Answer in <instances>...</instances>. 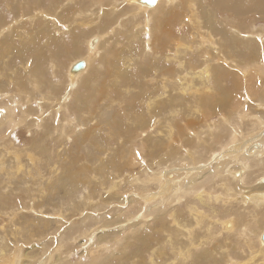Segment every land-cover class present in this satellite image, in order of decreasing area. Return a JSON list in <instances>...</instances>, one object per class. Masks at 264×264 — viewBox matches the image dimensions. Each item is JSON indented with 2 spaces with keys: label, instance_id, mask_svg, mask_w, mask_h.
Here are the masks:
<instances>
[{
  "label": "rangeland",
  "instance_id": "1",
  "mask_svg": "<svg viewBox=\"0 0 264 264\" xmlns=\"http://www.w3.org/2000/svg\"><path fill=\"white\" fill-rule=\"evenodd\" d=\"M49 1L50 3L52 1L53 4H50ZM78 1L79 0H41L40 2V0H0V16L3 17H0V30L4 29L3 35L0 37V57L2 58H0V97L2 96L3 98H1L0 101H4L2 104L6 102L4 105L0 104V111L5 114L3 116H6L7 114L11 115V117L13 116V118L7 116V123H4L3 116V119H0V138L2 137L0 139V249L3 251L4 256L9 257V255L12 254L13 251L21 249V251L23 252L22 254H24L25 256V261L23 262L24 264H27V262L28 264H234L233 261L235 260H238L239 264L250 262V252L249 248L247 247L251 246L252 243H255L258 251L260 250L259 247H261L257 242L256 236L264 230V207H262V209L258 212L260 215V222H258V224L253 227V235L249 237V241H246V239L243 240L241 238H238L236 232L225 234L224 231H222L223 229H220L222 227H219L218 223L213 225V229L211 230V232H209L208 230L205 232V227L207 225L205 224V222H203L201 228H198L197 226L194 227L195 230L193 229V233L186 232L184 235H181L182 227L191 229V226L194 222L193 217L190 216L191 214L188 211L190 200H182L181 202L172 205L173 210H175V212L173 211V216H171L169 210H161V212L155 211L152 213V216L151 214L150 216H145L144 218L146 222H142V220L140 219H142L143 216H141L140 219H137V216L142 212V201H139V198H135L132 196V192H134L135 190L133 188L130 189L129 184L131 178H136L139 176L141 179L145 178L146 180L149 179L151 181L152 176H148L152 174L151 172L153 170L151 167L155 166L154 160H157L161 157L162 163L167 166L168 164H170V162L174 161V158H186V156H188V149L192 147L197 148V150L202 154V156H205V158L208 156V153H203V150H201V147H199L200 145L197 143L199 142L197 138L193 135H188L185 131V127L187 126V124H190V130L196 132L197 134L201 133V131L206 130L207 127L217 125L220 128V132L217 133V137H223V139L220 138L212 146L211 149L214 151H220L219 146L221 144H224V140L226 141L229 138V134L227 133V131H223L225 127L228 128L227 126H225V124L222 123V120L225 119V117L227 119H230V123L233 126L238 125L237 128L240 129L242 133L246 129V126H249V119L252 118V116L250 115L257 114V116L260 115L264 118V104L261 103L264 102V97L260 96L264 94V46H262V43L257 41V39L255 38V36L259 34V30H261L260 28L264 27V19L256 18V16L253 14L245 15L246 17L240 16V19L238 15H235L242 11V9H239V4L236 7L237 11L234 12V16H232L233 14L231 15L230 12L224 13L219 9L220 7L218 5L214 4V0H172L169 5L162 8V13L160 14L156 13V10L159 7L155 9V11H151L152 13L150 11L145 13L138 12L136 8L129 7L125 0V7L122 4L120 5V7L122 6L120 8V11L123 12V17L121 18V20L115 18L116 20L114 19V21L112 20V18L109 19L110 17L107 18V14L102 10L103 7H99L98 4L93 5L91 0L84 1L83 6L79 4V7L81 8L77 11L80 12V16L74 14L76 11L73 13L74 15L70 11L64 12V9H66L67 7L70 8L71 6H77L79 3ZM116 1L119 2L118 4L121 3L120 0ZM199 1L201 3L198 4ZM45 3H47V5ZM128 3L136 5L130 3V1H128ZM213 5L215 7H213ZM41 6L45 8H42ZM114 7H116V4ZM202 7H204V9ZM47 8L52 12H50ZM193 8L196 10H194ZM214 8H216V10ZM124 9L127 11H125ZM206 9H208V11H205V13L208 12L207 14H211L212 16H208L204 13V10ZM152 10L154 9L152 8ZM100 11H102L101 14ZM201 13L202 15L204 14V18L202 17ZM147 14L149 18H146ZM22 15L25 16L23 17ZM170 15H173L176 19L170 18ZM205 15H207V17L211 19H207ZM14 16L17 18H15ZM7 17L10 19L8 20ZM69 17L70 24L66 23ZM72 17L75 19L74 24L72 23L73 20H71ZM4 18L6 19L5 21ZM145 18L149 20V23L147 20H145ZM205 19L207 20V24L211 26V30L213 29L211 31L212 35H210V37L212 36L211 38L215 42L214 45L218 48L219 52L226 53L227 56L231 58V60L229 59L228 61V66L232 71L230 70V68H228L230 74L226 76L228 77L226 79L221 77L220 80V78L217 76V73L218 71L227 68V66L220 63H217V65L214 62L210 63L215 56L219 55V53L217 52V54L210 55L213 50L209 49V44L206 41L203 43H199L198 41L200 38L205 36L204 33H201L199 37L197 36V32H199L197 30L206 32L205 25L207 24H205ZM137 20H139L140 22H137ZM254 20L257 22H255ZM19 21L21 22L19 23ZM106 21H108V23ZM39 23L41 24L39 25ZM233 23L236 25L234 26ZM196 24L200 25L196 26ZM163 25H168L166 31L165 27L163 29ZM189 25H191V27ZM232 25L234 27H232ZM10 27L15 30V33L14 31H12V29H10ZM28 27H30V29ZM194 27L197 28L194 29ZM16 28L19 29L17 30ZM223 28H225V30ZM9 29L10 31L9 33H7ZM221 29L222 31L224 30L223 33ZM230 29L239 30L241 36L239 35V37L236 32H232L235 33L234 35L231 33V31L227 32V30ZM103 31L105 33H102ZM242 32H244L245 35L242 34ZM229 33H231L232 37L229 35ZM49 34L51 36L53 34L54 37L52 36V40ZM206 36H208V34H206ZM243 36H249L250 38L247 37L245 39L243 38ZM8 37H10V39ZM238 37L240 40L238 39ZM97 38L99 39V41H97ZM226 39L228 41H226ZM9 40L11 41L8 42ZM230 40L233 41L232 44ZM251 40L255 42L253 43ZM146 41L151 42H149L150 44H148V47L145 46ZM169 41H171L172 43ZM181 41L183 42V44ZM246 41L250 43L248 44ZM47 42L49 43L48 46ZM96 42H98L96 44L97 47L95 46L93 51H90L89 45L95 44ZM223 42L226 43L227 47ZM258 42L261 44H259ZM38 43H40V45ZM63 43L65 46L63 45ZM178 44L182 46L177 47ZM167 45L169 46L168 48ZM50 46L51 48H49ZM219 47L222 50L219 49ZM153 48H155V50ZM61 49L63 50L61 51ZM204 49L205 52L203 51ZM94 50L97 51L95 52ZM178 50L179 52H177ZM20 52L22 56L21 54H19ZM31 52H33L32 54L36 56H32L30 54ZM62 52H64L65 54H63ZM90 53L94 54L93 56H90L91 63H89V66L87 65V71L79 76V78L77 79L79 80V83L75 85V88L73 87L74 89L72 88L73 93L77 92L79 95L77 96V94L75 93H72V96L66 94L69 91V82L74 80L67 77V75L71 73V68L76 63L83 62L82 60H85V57ZM50 54H52V56ZM233 54L236 56H234ZM199 55H203V57ZM55 56H59L61 58H55ZM39 57L42 59V61L39 60ZM53 57L55 58V60H53ZM243 57H245V59ZM209 58L210 62L208 63L210 64V72L211 70L213 71L210 74L211 86L214 87H212V91H207V94L209 95H207V101L209 103L207 102L201 104L203 94L201 92L199 94L197 89H199L200 87L199 82L201 80V76L203 75L202 69H204V66H206L205 63H207V60ZM44 59L46 62L44 61ZM46 59L49 60L47 61ZM166 59H168L169 61ZM232 59H234V62L232 61ZM35 64L37 67L35 66ZM183 64L186 65L187 68ZM110 66L113 68L112 71L110 70ZM83 69L79 71H82ZM225 70L227 71V69ZM241 71H246L244 72L245 77ZM154 72H156L157 74ZM39 73L42 75H40ZM89 73L90 76L88 75ZM108 73L110 74V76ZM161 75L164 76L162 77ZM174 75H176V77ZM28 76L32 77V80L28 79ZM169 76L172 79H170ZM151 77L153 78L151 79ZM127 78L129 79L127 80ZM113 79H115L116 81ZM100 81L104 82V84L102 82L99 84ZM180 81L181 83H183L182 85H180ZM88 82L90 83L88 84L89 86L87 85ZM176 82H178V84ZM25 83H27L28 88L26 87L27 85ZM31 83L34 86H32ZM94 84L96 85V87L94 86ZM98 84L100 85V89L98 87ZM217 84L221 87L218 86L217 88ZM176 85H179V87H177ZM15 86H19L18 89ZM126 86L129 88H127ZM87 88L88 90H86ZM102 89L104 90V93L102 92ZM2 90L4 92H2ZM23 91L26 92V94H28L29 92L31 93H29L30 96L32 95V99L30 101L25 100L22 95V93H24ZM110 91L113 93H111ZM184 91L188 92L185 93ZM36 92H38V95L36 94ZM95 92H97L98 94ZM190 92H193V95L189 97V95L191 94ZM213 92L215 93V98L213 97ZM15 94L16 97L13 96ZM210 94H212V96ZM39 95L42 96L40 97ZM73 95H75L76 97ZM88 95L91 96L89 97ZM99 95H101V98L99 97ZM195 95L199 96L196 97ZM217 95H219V97ZM9 96H11L10 99ZM37 96L39 97L38 99ZM110 96H112V99ZM158 96L160 97V99H155L159 98ZM21 97L23 98V100L19 99ZM74 97L75 99H77L76 103H74L75 101H73L75 100ZM63 98L66 103L64 109L62 110L61 103ZM115 98L116 100L114 101ZM99 99L100 101L98 104ZM251 99L253 101H251ZM79 100L80 102H78ZM190 100L192 101V103ZM9 101L12 105L18 102L21 106L17 107V109L13 108L15 105L10 106L11 104H9ZM156 101H158L159 103ZM254 101L256 102L254 103ZM215 102H217L218 105ZM249 103H252L254 106L252 104L246 105ZM84 104L86 105V107ZM87 105L89 106V108H87ZM216 105L219 108H217L219 110L218 113ZM27 106L29 107L27 108ZM76 106L78 110L75 109ZM260 106H262V108ZM8 107L11 108L8 110L9 112L7 111ZM19 109L23 113H21ZM14 110H16L17 113H15ZM86 110L88 111V113H86ZM15 114H17L19 117ZM38 114H41L42 116H39ZM45 116L48 119H46ZM248 116H250V118ZM102 120L105 121L103 122ZM42 121H44L43 124ZM144 122L146 127H143ZM87 124L89 126H87ZM131 124H133L134 126L129 127L132 126ZM137 124L139 125V127ZM97 125L99 127H97ZM90 126L93 128H91L92 130L90 129ZM59 127L60 132L57 131ZM73 127H75L76 129ZM126 127L131 130H127ZM140 127L141 129H139ZM76 130L78 133L76 132ZM120 130H122V133L120 132ZM178 131H181L180 133L183 134L186 139L188 138V143L186 145H183V142H181L182 138L177 137ZM114 133L117 134L115 135ZM260 133L261 132L259 131L257 132V134ZM79 135L81 136V138L79 137ZM112 135L113 137H111ZM203 136L205 138V135ZM262 136L260 135L256 140H264ZM252 137L254 136L251 135V138ZM108 139L110 142L108 141ZM74 143L75 146L78 145V148L74 146ZM232 144V146H234L233 151H237L241 143L237 140L233 141ZM128 152L131 153L132 158L128 157ZM159 154L160 157L156 158ZM237 154H234V156H236ZM119 157L120 162L118 163ZM124 157L126 160L124 159ZM221 161H224V159ZM127 163L129 164L127 165ZM18 167L19 170H17ZM78 168L81 169V171ZM84 168L86 169L84 170ZM96 170L99 172H97ZM100 174H102L103 177L100 176ZM114 176L116 179L114 178ZM205 180L209 181L210 179L206 178ZM114 182H116V185L118 184V187L120 185L122 186L119 187L120 190L117 191L116 188L108 190L110 185ZM126 182L127 185H125ZM252 184L254 186L253 188H251V190H256L261 187V184L256 183V181L253 179L251 185ZM235 185L236 184L234 183L232 187L236 188ZM207 189L208 188H206V190ZM83 190L85 191L83 192ZM125 190L128 191L127 193H129L127 195V200L128 197L131 196L133 199H137V201L130 202L126 200L124 202H120L118 199L119 197H123L121 194ZM217 190L218 193L222 192V190L220 189ZM111 192L114 194H112ZM116 193H118L119 195L116 196ZM105 195L107 197L109 196V199L111 197V200L113 199L112 202L110 201V203L106 204V202L104 201ZM89 197L91 199H89ZM182 203H184V205ZM221 206L222 204H218V206L215 207V210L217 211L216 214L218 213L217 219H223L222 221L226 222L227 230L231 228L228 227V224H231L233 219V222L236 223V228L242 225L243 221L245 220V214L241 210L236 212L237 208L234 202H231L229 205H223V207ZM176 207H178L179 209ZM90 208H92L93 211H91L92 209ZM136 208L141 211L139 212V210H137ZM126 209L129 212H127ZM135 210H137V214ZM88 212H91L92 214ZM97 212L98 214H96ZM122 212L125 213L127 217L124 214V218ZM106 214L108 216H106ZM107 220H109L110 222ZM174 221H176L179 225H177ZM120 222L121 225L118 224ZM108 223L109 226H105V224ZM182 223H184V225ZM126 224L127 226H131V228L126 229ZM114 225H118V227ZM136 225H139L138 228ZM100 229L104 230V232H99ZM155 230L157 231V233H153ZM107 232L108 234H105ZM109 232H111L112 234ZM101 234L108 236V240L110 238L116 239V234H119L120 238H117L115 240V243L111 244L110 248H107V251L99 253L98 257V254L94 255L96 250H99L96 248L95 243L98 242V237ZM195 234L199 235L196 236ZM144 235L146 236V238L144 237ZM139 236L142 237L140 238ZM149 238L152 239H150L151 242L149 241ZM189 241H201V243L189 244ZM65 244L68 247L70 245L69 249ZM16 245L17 247H15ZM126 247L129 248L127 249ZM69 250L71 252H69ZM108 256L109 258L107 259ZM132 256L134 258H132ZM96 257L98 259H96ZM46 259H48V261ZM64 260H66V262ZM256 260L257 259H255V264H261V261Z\"/></svg>",
  "mask_w": 264,
  "mask_h": 264
},
{
  "label": "bare ground",
  "instance_id": "2",
  "mask_svg": "<svg viewBox=\"0 0 264 264\" xmlns=\"http://www.w3.org/2000/svg\"><path fill=\"white\" fill-rule=\"evenodd\" d=\"M3 1V0H2ZM84 1H86V0H79L78 2V5L77 6H71L70 8L69 7H67L66 9H64V12H68V11H70V12H72V14L74 13V14H76V15H78V16H80V12L79 11H77V10H79L81 7H79V4H81L82 6L84 5ZM121 1V3L120 4H118L119 2H117L116 0H106V1H103V0H91V2H92V4L93 5H96V4H98L99 5V7H103V11L107 14V18L108 17H110L109 19H111L112 18V20L114 21V19L115 18H117L118 20H121V18L123 17V12H121L120 11V8L122 7H120V5L122 4L124 7H125V0H120ZM128 1H130V3H133V4H136V5H132V4H129L128 3ZM187 1V0H186ZM190 1V0H189ZM210 1V0H209ZM213 1V0H212ZM40 2H41V0H40ZM45 2V1H44ZM43 2V3H44ZM172 2V0H155V2H154V4L155 5H148L147 3H146V1L145 0H126V3L129 5V7H134V8H136L137 9V11L138 12H148V11H155V9H157L158 7V9L156 10V13L157 14H160V13H162V8L163 7H166L167 5H169L170 3ZM214 2V4H216V5H218L220 8V10L222 11V12H224V13H226V12H230L231 13V15L232 16H234V12L235 11H237L236 10V7H237V5L239 4V9H242V11L240 12V13H237V14H235V15H238L239 16V18H240V16L242 17V16H244V17H246L245 15H251V14H253V15H255L256 16V18H261V19H264V0H214L213 1ZM47 3H48V1H47ZM47 3H45L46 5H47ZM49 3H50V1H49ZM57 3V2H56ZM70 3V2H69ZM68 3V4H69ZM199 3H201L200 1L198 2V4ZM44 4V5H45ZM50 4H53L52 3V1H51V3ZM55 4V3H54ZM72 4V3H71ZM115 4H116V7H114L115 6ZM117 4H118V6H117ZM126 4V5H127ZM213 4V3H212ZM5 5V4H4ZM34 5V4H33ZM36 5V4H35ZM40 5V4H39ZM42 5V4H41ZM70 5V4H69ZM114 5V6H113ZM191 5V4H190ZM195 5V4H194ZM200 5H202V4H200ZM7 6V5H6ZM156 6V7H155ZM206 6V5H205ZM42 7V6H41ZM46 7H48V6H46ZM56 7H58V6H56ZM138 7H139V9H138ZM155 7V8H154ZM190 7H193V6H190ZM189 7V8H190ZM197 7V6H196ZM199 7H201V6H199ZM213 7H215L214 5H213ZM16 8V7H15ZM37 8H40V7H37ZM42 8H45V7H42ZM50 8V7H49ZM52 8H53V6H52ZM152 8L154 9V10H152ZM195 8V7H194ZM193 8V9H194ZM203 9H204V7H202ZM17 9V8H16ZM35 9V8H34ZM33 9V10H34ZM48 9V8H47ZM202 9V10H203ZM215 10H216V8H214ZM26 10V9H25ZM37 10V9H36ZM35 10V11H36ZM40 10V9H39ZM38 10V11H39ZM49 10V9H48ZM125 10V9H124ZM194 10H196V9H194ZM218 10V9H217ZM11 11V10H10ZM23 11V10H22ZM21 11V12H22ZM34 11V12H35ZM44 11V10H43ZM50 11V10H49ZM125 11H127V10H125ZM168 11V10H167ZM205 11H208V9H206V10H204V13H205ZM213 11V10H212ZM50 12H52V11H50ZM49 12V13H50ZM96 12V11H95ZM195 12V11H194ZM200 12V11H199ZM202 12V11H201ZM14 13V12H13ZM17 13H20V12H17ZM38 13V12H37ZM42 13V12H41ZM48 13V12H47ZM46 13V14H47ZM102 13V11H100V14ZM137 13V12H136ZM152 13V12H151ZM188 13H189V11H188ZM203 13V12H202ZM202 13H201V15H202ZM208 13V12H207ZM207 13H205V14H207ZM219 13V12H218ZM217 13V14H218ZM43 14V13H42ZM71 14V13H70ZM73 14V15H74ZM127 14H129V13H127ZM194 14V13H193ZM199 14V13H198ZM222 14V13H221ZM26 15H28V14H26ZM32 15V14H31ZM49 15V14H48ZM51 15V14H50ZM126 15V14H125ZM135 15V14H134ZM190 15H191V13H190ZM197 15V14H196ZM204 15V14H203ZM203 15H202V17H203ZM208 15V14H207ZM207 15H205L206 17H207ZM209 15H211V14H209ZM208 15V16H209ZM220 15V14H219ZM252 15V16H253ZM13 16V15H12ZM11 16V17H12ZM15 16H16V14H15ZM14 16V17H15ZM23 16V15H22ZM25 16V15H24ZM23 16V17H24ZM39 16V15H38ZM46 16V15H45ZM131 16V15H130ZM212 16V15H211ZM222 16V15H221ZM0 17H2V16H0ZM9 17V16H8ZM7 17V18H8ZM22 17V18H23ZM43 17H44V15H43ZM55 17V16H54ZM61 17H62V15H61ZM68 17V16H67ZM170 18H173V19H176L173 15H170L169 16ZM187 17V16H186ZM194 17V16H193ZM197 17V16H196ZM201 17V16H200ZM205 17V18H206ZM3 18V17H2ZM15 18H17V17H15ZM14 18V19H15ZM33 18V17H32ZM40 18V17H39ZM56 18V17H55ZM94 18V17H93ZM146 18H149V16H148V14L146 15ZM145 18V20H147ZM166 18H168V17H166ZM190 18V17H189ZM198 18V17H197ZM204 18V17H203ZM209 17H207V19H208ZM214 18H215V16H214ZM238 18V19H239ZM10 18H8V20H9ZM11 19H13V18H11ZM45 19V18H44ZM49 19H51V18H49ZM103 19V18H102ZM209 19H211V18H209ZM241 19V18H240ZM6 19L4 18V21H5ZM19 20V19H18ZM53 20V19H52ZM71 20H73L72 21V23L74 24V21H75V19L72 17V19ZM116 20V19H115ZM130 20H131V18H130ZM129 20V21H130ZM191 20V19H190ZM189 20V21H190ZM194 20V19H193ZM200 20V19H199ZM206 20V19H205ZM246 20V19H245ZM257 20V19H256ZM33 21V20H32ZM40 21H41V19H40ZM39 21V22H40ZM54 21H56V20H54ZM99 21H101V20H99ZM103 21V20H102ZM111 21V20H110ZM139 20H137V22H138ZM148 21V23H149V20H147ZM167 21V20H166ZM183 21H185V20H183ZM255 21V20H254ZM21 21H19V23H20ZM57 22H59V21H57ZM107 23H108V21H106ZM120 22V21H119ZM140 22V21H139ZM151 22V21H150ZM187 22V21H186ZM193 22H195V21H193ZM202 22V21H201ZM208 22H210V21H208ZM218 22V21H217ZM255 22H257V21H255ZM14 23V22H13ZM38 23V22H37ZM48 23V22H47ZM62 23V22H61ZM66 23H69L70 24V17L67 19V21H66ZM145 23V22H144ZM174 23V22H173ZM189 23V22H188ZM204 23H205V21H204ZM212 23V22H211ZM6 24H8V23H6ZM17 24V23H16ZM41 23H39V25H40ZM54 24V23H53ZM99 24V23H98ZM106 24V23H105ZM142 24V23H141ZM198 24V23H197ZM196 24V26H199V25H197ZM205 24H207V20H206V23ZM13 25V24H12ZM42 25H43V23H42ZM41 25V26H42ZM115 25V24H114ZM121 25V24H120ZM137 25V24H136ZM186 25V24H185ZM202 25H204V24H202ZM214 25V24H213ZM222 25V24H221ZM228 25V24H227ZM233 25L235 26L236 24H234L233 23ZM232 25V27H234ZM16 26V25H15ZM22 26H23V23H22ZM21 26V27H22ZM25 26V25H24ZM27 26V25H26ZM35 26H37V25H35ZM47 26V25H46ZM95 26H97V25H95ZM140 26V25H139ZM167 26L168 25H163V29H164V27H165V31H166V28H167ZM190 27H191V25H189ZM195 26V25H194ZM206 27V32L204 31V32H202L201 30H197V31H199V32H197V36L199 37V35L201 34V33H204V35L205 36H203L202 38H200L198 41H199V43H203V42H207L208 44H209V47H207V48H209V49H211V50H213V52L210 54V55H213V54H217V52L219 53V55H217V56H215L212 60H211V62H210V58L207 60V63H205L206 64V66H204V69H202L203 70V77L201 76V80H200V87H199V89H197V91L199 92V94H200V92L203 94L202 96V99H201V104H203V103H207L208 101H207V91H212L213 90V88L212 87H214V86H211V77H210V74H211V72H213L212 70H211V72H210V64L208 63V62H210V63H212V62H214V63H216V65H217V63H220V64H222V65H226L227 66V68H225V69H227V71L225 70V69H222V70H220V71H218V73H217V76L220 78V80H221V77H223L224 79H226V78H228V77H226V76H228L229 74H230V71L228 70V68H230L228 65V61H229V59L231 60V58L229 57V56H227V54L226 53H221V52H219V50H218V48L214 45L215 44V42H214V40H212V36L210 37V35H212V30H211V26H209L208 24L207 25H205ZM208 26V27H207ZM230 26V25H229ZM64 27H66V26H64ZM68 27H70V26H68ZM75 27H78V26H75ZM101 27V26H100ZM135 27V26H134ZM144 27V26H143ZM225 27V26H224ZM236 27H239V26H236ZM29 29H30V27H28ZM48 28V27H47ZM108 28H109V26H108ZM120 28V27H119ZM197 28V27H196ZM195 27H194V29H196ZM205 28H203V29H205ZM217 28V27H216ZM10 29H12V31H14V33H15V30L13 29V28H11L10 27ZM10 29L7 31V33H9V31H10ZM17 30L19 29V28H16ZM44 29V28H43ZM62 29V28H61ZM77 29V28H76ZM103 29V28H102ZM126 29V28H125ZM130 29V28H129ZM193 29V28H192ZM201 29V28H200ZM224 30H225V28H223ZM259 29V28H258ZM261 30H259V34H257L256 36H255V38L257 39V41H259V42H261L262 43V46H264V27H261L260 28ZM36 30H37V28H36ZM55 30V29H54ZM73 30V29H72ZM78 30H79V28H78ZM77 30V31H78ZM106 30V29H105ZM108 30V29H107ZM127 30V29H126ZM143 30H144V28H143ZM179 30V29H178ZM215 30H218V29H215ZM223 30V31H224ZM244 30V29H243ZM3 31H4V29H1L0 30V37L3 35ZM41 31V30H40ZM43 31V30H42ZM93 31H95V30H93ZM140 31V30H139ZM165 31H163V32H165ZM188 31V30H187ZM196 31V30H195ZM221 31H222V29H221ZM223 31H222V33H223ZM229 31H231V33L232 32H236L237 34H238V36L240 35L241 36V33H240V31L239 30H227V32H229ZM33 32V31H32ZM49 32V31H48ZM98 32V31H97ZM131 32V31H130ZM148 32V31H147ZM28 33V32H27ZM79 33H80V31H79ZM95 33V32H94ZM102 33H105L104 31L102 32ZM108 33V32H107ZM114 33V32H113ZM220 33V32H219ZM231 33H229V35L232 37V35H231ZM245 33H247V32H245ZM6 34V33H5ZM11 34H12V32H11ZM45 34V33H44ZM54 34V33H53ZM53 34H52V36H53ZM88 34H90V33H88ZM128 34V33H127ZM178 34V33H177ZM206 34H208V36H206ZM233 35L235 34V33H232ZM242 34H244V32H242ZM8 35V34H7ZM33 35V34H32ZM32 35H30V36H32ZM48 35V34H47ZM46 35V36H47ZM50 35V34H49ZM57 35V34H56ZM107 35H109V34H107ZM106 35V36H107ZM203 35V34H202ZM245 35V34H244ZM19 36H21V35H19ZM38 36V35H37ZM52 36L50 35V37H51V40H52ZM73 36V35H72ZM89 36V35H88ZM132 36V35H131ZM150 36V35H149ZM180 36V35H179ZM196 36V37H197ZM216 36V35H215ZM228 36V35H227ZM230 36H229V38H230ZM239 36V37H240ZM35 37V36H34ZM39 37H40V34H39ZM49 37V36H48ZM54 37V36H53ZM129 37V36H128ZM239 37H238V39H239ZM248 38H250L249 36H247ZM247 37H244L243 36V38H247ZM6 38V37H5ZM9 39H10V37H8ZM95 38V37H94ZM134 38V37H133ZM149 38V37H148ZM215 38V37H214ZM253 38V37H252ZM58 39V38H57ZM129 39V38H128ZM173 39V38H172ZM175 39V38H174ZM177 39H179V38H177ZM183 39V38H182ZM38 40V39H37ZM92 40V39H91ZM220 40V39H219ZM233 40H235V39H233ZM237 40V39H236ZM240 40V39H239ZM248 40V39H247ZM11 40H9L8 42H10ZM77 41V40H76ZM97 41H99V39L97 38ZM102 41V40H101ZM168 41V40H167ZM178 41V40H177ZM189 41V40H188ZM218 41V40H217ZM225 41V40H224ZM226 41H228L227 39H226ZM231 41V40H230ZM242 41H244V40H242ZM249 41H250V39H249ZM252 42H253V40H251ZM36 42V41H35ZM39 42V41H38ZM46 42V41H45ZM51 42H53V41H51ZM59 42V41H58ZM150 42V41H149ZM149 42H145V46L146 47H148V44H150ZM162 42V41H161ZM165 42V41H164ZM169 42H171V41H169ZM182 42V41H181ZM232 42L233 41H231V44H232ZM236 42V41H235ZM239 42V41H238ZM247 42V41H246ZM245 42V43H246ZM255 42V41H254ZM253 42V43H254ZM258 42V43H259ZM31 43V42H30ZM54 43H55V41H54ZM54 43H52V44H54ZM77 43V42H76ZM90 43V42H89ZM98 42H96L95 44H92V45H89V49H90V51H93V49L95 48V46H96V44H97ZM166 43V42H165ZM172 43V42H171ZM190 43V42H189ZM198 43V42H197ZM217 43V42H216ZM224 43V42H223ZM240 43H243V42H240ZM239 43V44H240ZM248 43V42H247ZM250 43V42H249ZM248 43V44H249ZM261 43H259V44H261ZM37 44V43H36ZM39 45H40V43H38ZM43 44V43H42ZM41 44V45H42ZM161 44V43H160ZM182 44H183V42H182ZM188 44V43H187ZM186 44V45H187ZM228 44V43H227ZM234 44V43H233ZM49 45V43L47 42V46ZM63 45H64V43H63ZM76 45V44H75ZM189 45V44H188ZM219 45V44H218ZM224 45L227 47V45H226V43H224ZM257 45V44H256ZM15 46V45H14ZM25 46V45H24ZM37 46V45H36ZM61 46V45H60ZM65 46V45H64ZM74 46V45H73ZM181 47L182 45H180V44H178L177 45V47ZM190 46V45H189ZM205 46V45H204ZM224 46V47H225ZM229 46V45H228ZM6 47H7V45H6ZM40 47V46H39ZM97 47V46H96ZM150 47V46H149ZM164 47V46H163ZM169 46L167 45V48H168ZM191 47V46H190ZM193 47V46H192ZM195 47V46H194ZM215 47V48H214ZM234 47V46H233ZM232 47V48H233ZM258 47V46H257ZM260 47H261V45H260ZM45 48V47H44ZM49 48H51V46L49 47ZM61 48V47H60ZM63 48V47H62ZM187 48V47H186ZM203 48H205V47H203ZM11 49V48H10ZM9 49V50H10ZM149 49V48H148ZM147 49V50H148ZM154 50H155V48H153ZM153 49H151V50H153ZM171 49V48H170ZM192 49V48H191ZM219 49H221L220 47H219ZM223 49H225V48H223ZM227 49V48H226ZM229 49V48H228ZM240 49V48H239ZM25 50V49H24ZM45 50V49H44ZM59 50V49H58ZM63 49H61V51H62ZM176 50V49H175ZM222 50V49H221ZM220 50V51H221ZM232 50V49H231ZM237 50V49H236ZM20 51V50H19ZM18 51V52H19ZM36 51V50H35ZM52 51H53V49H52ZM95 51V50H94ZM97 51V50H96ZM95 51V52H96ZM171 51V50H170ZM191 51V50H190ZM193 51V50H192ZM204 52H205V49L203 50ZM230 51V50H229ZM256 51V50H255ZM45 52V51H44ZM65 52V51H64ZM64 52H62L63 54H65ZM106 52V51H105ZM107 52H109V51H107ZM177 52H179V50L177 51ZM195 52H196V50H195ZM202 52V51H201ZM226 52V51H225ZM235 52V51H234ZM27 53V52H26ZM33 52H31L30 54L32 55V56H34L33 54H32ZM41 53H42V51H41ZM231 53V52H230ZM19 54H21V52L19 53ZM30 54H29V56H30ZM37 54V53H36ZM58 54V53H57ZM61 54V53H60ZM92 54V55H91ZM93 54L94 53H90V54H88V56H86L85 57V60L83 59L82 61H83V63H84V66H83V70L82 71H78V72H72V71H70L71 73L70 74H68L67 75V77L69 78V79H74V80H72V81H70L69 82V84H70V86H69V91L66 93V94H69L70 96H72V93H73V89L75 88V85L77 84V83H79L78 81L79 80H77L78 78H79V76L82 74V73H85L86 71H87V65L89 66V63H91V57L90 56H93ZM199 54V53H198ZM197 54V55H198ZM202 54V53H201ZM240 54V53H239ZM51 56H52V54H50ZM49 55V56H50ZM102 55V54H101ZM154 55H156V54H154ZM192 55V54H191ZM196 55V54H195ZM229 55V54H228ZM234 55V54H233ZM2 56V55H1ZM4 56V55H3ZM21 56H22V54H21ZM36 56V55H35ZM34 56V57H35ZM42 56V55H41ZM54 56V55H53ZM60 56V55H59ZM58 56V57H59ZM62 56V55H61ZM95 56V55H94ZM199 56H201V55H199ZM198 56V57H199ZM234 56H236V55H234ZM26 57V56H25ZM46 57H47V55H46ZM58 57H56L55 56V58H58ZM97 57V56H96ZM95 57V58H96ZM186 57V56H185ZM201 57H203V55L201 56ZM1 58V57H0ZM33 58V57H32ZM40 58V57H39ZM44 58V57H43ZM49 58V57H48ZM54 58V57H53ZM55 58L53 59V60H55ZM59 58H61V57H59ZM93 58V57H92ZM164 58H165V56H164ZM167 58V57H166ZM168 58H170V57H168ZM176 58V57H175ZM178 58V57H177ZM188 58H189V56H188ZM194 58H195V56H194ZM196 58H197V56H196ZM212 58V57H211ZM233 58V57H232ZM244 59H245V57H243ZM2 59V58H1ZM29 59H30V57H29ZM38 59V58H37ZM51 59H52V57H51ZM183 59V58H182ZM243 59V60H244ZM20 60V59H19ZM40 61H42V59L40 58L39 59ZM47 60V59H46ZM49 60V59H48ZM47 60V61H48ZM57 60V59H56ZM80 60V59H79ZM166 60H168V59H166ZM188 60V59H187ZM190 60V59H189ZM205 60V61H206ZM27 61V60H26ZM30 61H31V59H30ZM38 61V60H37ZM39 61V62H40ZM44 61H45V59H44ZM43 61V62H44ZM169 61V60H168ZM185 61V60H184ZM191 61V60H190ZM232 61L234 62V59H232ZM236 61V60H235ZM32 62H34V61H32ZM42 62V63H43ZM46 62V61H45ZM53 62V61H52ZM102 62V61H101ZM144 62V61H143ZM195 62V61H194ZM197 62H198V60H197ZM196 62V63H197ZM201 62H202V60H201ZM204 62V61H203ZM2 63V62H1ZM57 63V62H56ZM112 63V62H111ZM177 63H178V61H177ZM176 63V64H177ZM213 63V64H214ZM231 63V62H230ZM12 64V63H11ZM181 64H182V62H181ZM186 64V63H185ZM192 64V63H191ZM212 64V65H213ZM239 64V63H238ZM13 65V64H12ZM33 65V64H32ZM184 65V64H183ZM211 65V66H212ZM215 65V64H214ZM233 65V64H232ZM256 65V64H255ZM35 66H36V64H35ZM111 66H114V65H111ZM110 66V67H111ZM185 67H186V65H184ZM183 66V67H184ZM190 66V65H189ZM193 66V65H192ZM238 66H240V65H238ZM27 67V66H26ZM37 67V66H36ZM59 67V66H58ZM182 67V66H181ZM184 67V68H185ZM6 68V67H5ZM33 68V67H32ZM55 68V67H54ZM70 68V67H69ZM178 68V67H177ZM187 68V67H186ZM191 68V67H190ZM198 68V67H197ZM233 68V67H232ZM9 69V68H8ZM31 69V68H30ZM34 69V68H33ZM152 69V68H151ZM173 69V68H172ZM179 69H181V68H179ZM239 69V68H238ZM6 70V69H5ZM52 70V69H51ZM81 70V69H80ZM88 70H90V69H88ZM110 70L112 71L113 70V68L111 67L110 68ZM183 70V69H182ZM195 70V69H194ZM230 70H231V68H230ZM241 70V69H240ZM30 71V70H29ZM29 71H28V73H29ZM53 71V70H52ZM51 71V72H52ZM186 71V70H185ZM184 71V72H185ZM189 71V70H188ZM187 71V72H188ZM232 71V70H231ZM50 72V71H49ZM57 72V71H56ZM68 72V71H67ZM91 72V71H90ZM114 72V71H113ZM182 72V71H181ZM186 72V73H187ZM190 72H191V70H190ZM243 74H244V77H245V73L244 72H246V71H241ZM43 73V72H42ZM53 73V72H52ZM65 73V72H64ZM92 73V72H91ZM146 73V72H145ZM154 73H156V72H154ZM172 73V72H171ZM176 73V72H175ZM174 73V74H175ZM189 73V72H188ZM34 74V73H33ZM40 74V73H39ZM55 74V73H54ZM56 74H58V73H56ZM97 74V73H96ZM104 74V73H103ZM109 74V73H108ZM157 74V73H156ZM183 74V73H182ZM198 74V73H197ZM199 74H200V72H199ZM214 74V73H213ZM216 74V73H215ZM40 75H42V74H40ZM89 76H90V73L88 74ZM94 75V74H93ZM115 75V74H114ZM153 75V74H152ZM155 75V74H154ZM56 76H59V75H56ZM55 76V77H56ZM88 76V77H89ZM105 76V75H104ZM109 76H110V74H109ZM162 76V75H161ZM164 76V75H163ZM162 76V77H163ZM167 76V75H166ZM175 77H176V75H174ZM213 76V75H212ZM37 77H38V75H37ZM36 77V78H37ZM77 77V78H76ZM106 77V76H105ZM186 77V76H185ZM189 77V76H188ZM187 77V78H188ZM195 77V76H194ZM32 77H29L28 76V79H31ZM109 78V77H108ZM150 78V77H149ZM153 77H151V79H152ZM167 78V77H166ZM169 78H170V76H169ZM180 78H183V77H180ZM193 78V77H192ZM214 78H215V76H214ZM27 79V80H28ZM43 79V78H42ZM42 79H40V80H42ZM50 79V78H49ZM86 79V78H85ZM107 79V78H106ZM116 79H117V77H116ZM119 79V78H118ZM129 78H127V80H128ZM150 79V80H151ZM168 79V78H167ZM170 79H172V78H170ZM174 79V78H173ZM186 79V78H185ZM194 79V78H193ZM218 79V78H217ZM32 80V79H31ZM52 80V79H51ZM88 80H90V79H88ZM113 80H115V79H113ZM36 81V80H35ZM49 81V80H48ZM55 81V80H54ZM116 81V80H115ZM126 81V80H125ZM164 81V80H163ZM186 81V80H185ZM56 82V81H55ZM102 81H100L99 82V84L101 83ZM150 82V81H149ZM171 82V81H170ZM188 82V81H187ZM220 82V81H219ZM28 83V82H27ZM27 83H25L26 85H27ZM32 83H34V82H32ZM32 83H31V85H32ZM40 83V82H39ZM103 84H104V82H102ZM123 83V82H122ZM177 84H178V82H176ZM197 83V82H196ZM263 83V82H262ZM24 84V85H25ZM48 84V83H47ZM84 84H86V83H84ZM88 84H90L89 82L87 83V85ZM98 84V87H99V89H100V85ZM124 84V83H123ZM137 84V83H136ZM164 84V83H163ZM167 84V83H166ZM175 84V83H174ZM183 83H181V81H180V85H182ZM198 84V83H197ZM264 84V83H263ZM22 85V84H21ZM45 85V84H44ZM50 85H51V83H50ZM106 85V84H105ZM139 85V84H138ZM185 85H186V83H185ZM193 85H194V83H193ZM215 85V84H214ZM221 85V84H220ZM32 86H34V85H32ZM89 86V85H88ZM87 86V87H88ZM94 86L96 87V85L94 84ZM93 86V87H94ZM111 86V85H110ZM177 86V85H176ZM189 86H191V85H189ZM188 86V87H189ZM218 84H217V88H218ZM11 87H12V85H11ZM14 87V86H13ZM15 87H17V86H15ZM19 87V86H18ZM18 87H17V89H18ZM27 88H28V85L26 86ZM31 87V86H30ZM29 87V88H30ZM40 87V86H39ZM56 87V86H55ZM74 87V88H73ZM76 87H78V86H76ZM92 87V88H93ZM107 87V86H106ZM127 87V86H126ZM139 87V86H138ZM174 87H175V85H174ZM177 87H179V85L177 86ZM176 87V88H177ZM181 87V86H180ZM219 87H221V86H219ZM33 88V87H32ZM31 88V89H32ZM46 88V87H45ZM44 88V89H45ZM62 88V87H61ZM73 88V89H72ZM103 88V87H102ZM121 88V87H120ZM127 88H129V87H127ZM170 88H173V87H170ZM185 88V87H184ZM183 88V89H184ZM1 89V88H0ZM21 89V88H20ZM19 89V90H20ZM24 89V88H23ZM39 89H41V88H39ZM38 89V90H39ZM63 89H65V88H63ZM95 89V88H94ZM107 89V88H106ZM166 89V88H165ZM186 89V88H185ZM221 89V88H220ZM29 90V89H28ZM46 90V89H45ZM77 90V89H76ZM85 90V89H84ZM86 90H88V88L86 89ZM91 90V89H90ZM103 90V89H102ZM150 90V89H149ZM175 90V89H174ZM178 90H180V89H178ZM219 90V89H218ZM9 91V90H8ZM16 91V90H15ZM25 91V90H24ZM23 91V92H24ZM34 91V90H33ZM54 91V90H53ZM75 91V90H74ZM92 91H94V90H92ZM147 91V90H146ZM176 91V90H175ZM2 92H4L3 90H2ZM11 92V91H10ZM18 92V91H17ZM16 92V93H17ZM29 92V91H28ZM62 92V91H61ZM65 92V91H64ZM103 93H104V90L102 91ZM111 92V91H110ZM185 92V91H184ZM188 92V91H187ZM187 92H185V93H187ZM7 93V92H6ZM19 93V92H18ZM22 93V92H21ZM30 93V92H29ZM29 93L28 94H26V92H24V93H22V95H23V97L25 98V100H31L32 99V95L30 96L29 95ZM38 92H36V94H37ZM54 93V92H53ZM75 93V92H74ZM73 93V94H74ZM95 93H97V92H95ZM102 93V94H103ZM111 93H113V92H111ZM141 93V92H140ZM148 93V92H147ZM152 93V92H151ZM150 93V94H151ZM165 93V92H164ZM191 93V92H190ZM193 93V92H192ZM190 94L189 95V97L191 96V95H193V94ZM31 94V93H30ZM32 94H34V93H32ZM75 94H77V96L79 95L77 92L75 93ZM94 94V93H93ZM93 94H91V95H93ZM98 94V93H97ZM101 94V93H100ZM107 94H109V93H107ZM206 94V95H205ZM213 95L215 94L214 92L212 93ZM212 94H210L211 96H212ZM219 94V93H218ZM263 94V93H262ZM20 95V94H19ZM38 95V94H37ZM43 95V94H42ZM41 95V96H42ZM46 95H48V94H46ZM90 95V96H91ZM154 95V94H153ZM180 95V94H179ZM182 95V94H181ZM12 96V95H11ZM11 96H9V99H10V97ZM13 96H15L16 97V94L15 95H13ZM40 96V95H39ZM40 96V97H41ZM73 96H75V95H73ZM87 96V95H86ZM85 96V97H86ZM89 96V95H88ZM89 96V97H90ZM107 96V95H106ZM136 96V95H135ZM134 96V97H135ZM137 96H139V95H137ZM162 96V95H161ZM186 96V95H185ZM196 96V95H195ZM197 96H199V95H197ZM196 96V97H197ZM201 96V95H200ZM209 96V95H208ZM218 97H219V95H217ZM261 97H264V94L263 95H260ZM60 97V96H59ZM76 97V96H75ZM75 97H74V99H75ZM99 97L101 98V95H99ZM111 97V99H112V96H110ZM116 97V96H115ZM133 97V96H132ZM159 97V96H158ZM180 97V96H179ZM214 98H215V95L213 96ZM250 97H252V96H250ZM257 97V96H256ZM2 98V96L0 97V99ZM6 98V97H5ZM39 97L37 96V99H38ZM51 98V97H50ZM50 98H48V99H50ZM123 98V97H122ZM139 98V97H138ZM150 98V97H149ZM221 98V97H220ZM259 98V97H258ZM3 99V98H2ZM12 99V98H11ZM19 99H22L23 100V98L21 97V98H19ZM43 99H44V97H43ZM47 99V100H48ZM107 99V98H106ZM109 99V98H108ZM155 99H160V97L159 98H155ZM179 99V98H178ZM182 99H183V96H182ZM185 99H188V98H185ZM198 99H200V98H198ZM41 100V99H40ZM46 100V101H47ZM91 100V99H90ZM116 100V98L114 99V101ZM122 100V99H121ZM194 100V99H193ZM248 100H249V98H248ZM46 101H44V102H46ZM55 101V100H54ZM73 101H75L74 103H76L77 102V99H75V100H73ZM99 101H100V99L98 100V104H99ZM150 101H151V99H150ZM188 101V100H187ZM191 101V100H190ZM209 101H212V100H209ZM251 101H253L252 99H251ZM257 101V100H256ZM256 101H254V103L256 102ZM4 101L2 100V101H0V104H2ZM15 102V101H14ZM20 102V101H19ZM43 102V101H42ZM68 102V101H67ZM78 102H80V100L78 101ZM87 102H88V100H87ZM95 102V101H94ZM156 102H158V101H156ZM164 102V101H163ZM221 102V101H220ZM6 103V102H5ZM4 103V104H5ZM29 103V102H28ZM31 103V102H30ZM37 103V102H36ZM52 103V102H51ZM65 103H66V101H64V98H63V100H62V103H61V105H62V107H61V109L63 110L64 109V107H65ZM159 103V102H158ZM181 103V102H180ZM191 103H192V101H191ZM209 103V102H208ZM217 105H218V103L217 102H215ZM241 103V102H240ZM248 103V102H247ZM261 103H263L264 104V102H261ZM4 104H2V105H4ZM8 104V103H7ZM9 104H11L10 103V101H9ZM40 104H42V103H40ZM68 104V103H67ZM79 104V103H78ZM88 104V103H87ZM148 104V103H147ZM162 104V103H161ZM183 104V103H182ZM252 104V103H251ZM250 103L249 104H246V105H251ZM15 105V106H14ZM23 105H25V104H23ZM28 105V104H27ZM82 105V104H81ZM85 105V104H84ZM111 105V104H110ZM114 105V104H113ZM149 105H150V103H149ZM160 105V104H159ZM211 105V104H210ZM217 105H216V109L218 108L217 107ZM253 105V104H252ZM257 105V104H256ZM262 105V104H261ZM6 106V105H5ZM9 106V105H8ZM10 106H14L13 108H16L17 109V107H20L21 105H20V103H15V104H11ZM52 106V105H51ZM69 106V105H68ZM88 106V105H87ZM161 106V105H160ZM180 106V105H179ZM215 106V105H214ZM245 106V105H244ZM254 106V105H253ZM1 107H3V106H1ZM24 107V106H23ZM29 106H27V108H28ZM37 107H38V105H37ZM85 107H86V105H85ZM109 107V106H108ZM107 107V108H108ZM112 107V106H111ZM116 107V106H115ZM134 107V106H133ZM143 107V106H142ZM202 107V106H201ZM249 107V106H248ZM258 107H259V105H258ZM261 108H262V106H260ZM25 108V107H24ZM36 108V107H35ZM54 108V107H53ZM87 108H89V106L87 107ZM113 108V107H112ZM160 108V107H159ZM253 108V107H252ZM264 108V107H263ZM9 109H11L10 107H8V109H7V111L9 110ZM33 109V108H32ZM39 109V108H38ZM44 109V108H43ZM42 109V110H43ZM48 109V108H47ZM76 110H78L77 109V106H76V108H75ZM81 109V108H80ZM95 109V108H94ZM109 109V108H108ZM149 109V108H148ZM219 109V108H218ZM217 109V113H218V110ZM222 109V108H221ZM2 110V109H1ZM20 110V109H19ZM35 110V109H34ZM114 110V109H113ZM137 110V109H136ZM215 110V109H214ZM248 110H251V109H248ZM15 111V113H17V111L16 110H14ZM24 111V110H23ZM28 111V110H27ZM41 111V110H40ZM39 111V112H40ZM87 111V110H86ZM108 111V110H107ZM123 111V110H122ZM206 111V110H205ZM212 111V110H211ZM9 112V111H8ZM20 112H21V110H20ZM29 112V111H28ZM47 112V111H46ZM109 112V111H108ZM111 112V111H110ZM216 112V111H215ZM232 112H233V110H232ZM235 112V111H234ZM252 112V111H251ZM19 113V112H18ZM21 113H23V112H21ZM34 113V112H33ZM37 113H38V110H37ZM86 113H88V111L86 112ZM104 113V112H103ZM123 113V112H122ZM133 113V112H132ZM216 113V114H217ZM231 113V112H230ZM253 113V112H252ZM264 113V112H263ZM43 114H46V113H43ZM53 114V113H52ZM85 114V113H84ZM90 114V113H89ZM130 114V113H129ZM128 114V115H129ZM3 115H5L2 111H0V119L2 118V116ZM15 115H17V114H15ZM39 115V114H38ZM41 115V114H40ZM39 115V116H40ZM86 115V114H85ZM124 115V114H123ZM208 115H209V113H208ZM223 115V114H222ZM233 115H235V114H233ZM7 116L9 117H11V115H6V116H3V120H4V123L6 122V118H7ZM18 116V115H17ZM22 116V115H21ZM42 116V115H41ZM59 116V115H58ZM80 116H82V115H80ZM90 116V115H89ZM126 116V115H125ZM137 116V115H136ZM228 116H229V114H228ZM250 116H252V118H250ZM250 116H248L250 119H249V126H246V129L244 130V132L242 133L241 132V130L240 129H238L237 128V126L238 125H236V126H233L231 123H230V119H227L225 116H223V117H225V119H223L222 120V123L223 124H225V126H227L228 128H226L225 127V129L223 130V131H227V133L229 134V138H228V140H224V144H221L220 146H219V148H220V151H214V150H212L211 148H212V146L220 139V138H222L223 139V137H217L218 136V132H220V128L216 125V126H212V127H207V129L206 130H204V131H201V133H199V134H197L196 132H193V131H191L190 130V124H187V126L185 127V131L187 132V134L188 135H193L194 137H196L197 138V140L199 141V142H197L200 146L199 147H201V150H203V153H208V156L205 158V156H202V154L197 150V148H190V149H188V156H186V158H183V159H179V158H174V161H172V162H170V164H168L167 166L166 165H164L163 163H162V157L161 158H159L160 157V154L156 157V158H159V159H157V160H154V164H155V166H153V167H151L152 168V174H150V175H148V176H152L151 178H152V180L150 181L149 179H145V178H143V179H141L140 178V176L139 177H136V178H131V181H130V184H129V188L131 189V188H133L135 191L134 192H132V196L133 197H135V198H139V201L141 200L142 201V212L137 216V219H140L141 218V216H143V218L142 219H140V220H142V222H146V220H145V216L147 217V216H150V214H151V216H152V213L153 212H155V211H158V212H161V210H163V211H165V210H169L170 211V213H171V216H173V211L175 212V210H173V206L172 205H174V204H177V203H179V202H181L182 200H184V201H186L187 199L188 200H190V205L188 206V211H189V213L191 214L190 216H192L193 217V220H194V222H193V225L191 226V229H187V227H182V232H181V235H184L186 232H188V233H193V231L195 230L194 229V227H198V228H201L202 226V224H203V222H205V224L207 225L206 227H205V232L208 230L209 232H211V230L213 229V225L214 224H219V227L221 226L222 228H220L222 231H224V233L225 234H229V233H233V232H236V234H237V237L238 238H241V239H243V240H245L246 239V241H249L248 239H250L249 237H251V235H253L252 234V232H253V227L256 225V224H258V222H260V215H259V210H261L262 209V207H264V140H256V139H258L257 137H259L260 135L262 136V138L264 139V118L262 117V116H257V114L255 115H250ZM19 117V116H18ZM30 117V116H29ZM49 117V116H48ZM60 117V116H59ZM85 117V116H84ZM120 117V116H119ZM127 117V116H126ZM232 117V116H231ZM230 117V118H231ZM11 118H13V116L11 117ZM15 118V117H14ZM44 118V117H43ZM45 118H46V116H45ZM89 118V117H88ZM97 118V117H96ZM132 118V117H131ZM130 118V119H131ZM136 118V117H135ZM138 118H140V117H138ZM153 118V117H152ZM8 119V118H7ZM33 119V118H32ZM46 119H48V118H46ZM86 119V118H85ZM98 119V118H97ZM127 119V118H126ZM232 119V118H231ZM43 120V119H42ZM133 120V119H132ZM208 120V119H207ZM244 120V119H243ZM15 121V120H14ZM90 121V120H89ZM103 121V120H102ZM105 121V120H104ZM103 121V122H104ZM120 121V120H119ZM139 121V120H138ZM141 121V120H140ZM18 122V121H17ZM43 122L44 121H42V124H43ZM57 122V121H56ZM77 122V121H76ZM98 122V121H97ZM133 122H135V121H133ZM7 123V122H6ZM19 124V123H18ZM99 124V123H98ZM104 124V123H103ZM109 124V123H108ZM121 124V123H120ZM123 124V123H122ZM136 124V123H135ZM81 125V124H80ZM84 125H85V123H84ZM126 125V124H125ZM132 126H129V127H133L134 125L133 124H131ZM138 125V124H137ZM16 126H17V124H16ZM19 126H21V125H19ZM18 126V127H19ZM82 126V125H81ZM87 126H89L88 124H87ZM95 126V125H94ZM118 126V125H117ZM145 126V122H144V125H143V127ZM1 127H2V125H1ZM6 127V126H5ZM9 127V126H8ZM7 127V128H8ZM11 127V126H10ZM28 127V126H27ZM84 127H86V126H84ZM97 127H99L98 125H97ZM115 127V126H114ZM138 127H139V125H138ZM146 127V126H145ZM7 128H5V129H7ZM36 128V127H35ZM73 128H75V127H73ZM92 127L90 126V129H91ZM127 128V127H126ZM165 128V127H164ZM217 128V129H216ZM32 129V128H31ZM30 129V130H31ZM50 129V128H49ZM76 129V128H75ZM93 129V128H92ZM91 129V130H92ZM106 129V128H105ZM123 129V128H122ZM136 129H138V128H136ZM139 129H141V127L139 128ZM149 129V128H148ZM214 129H216V130H214ZM9 130V129H8ZM12 130V129H11ZM29 130V131H30ZM60 130V127L58 128V130L57 131H59ZM80 130V129H79ZM87 130H89V129H87ZM97 130V129H96ZM104 130V129H103ZM115 130V129H114ZM127 130H131V129H128L127 128ZM10 131V130H9ZM28 131V132H29ZM51 131V130H50ZM95 131V130H94ZM108 131V130H107ZM134 131V130H133ZM144 131V130H143ZM146 131V130H145ZM210 131H211V133H210ZM261 132L260 134H257V132ZM60 132V131H59ZM76 132H77V130H76ZM88 132V131H87ZM110 132V131H109ZM120 132L122 133V130H120ZM127 132V131H126ZM181 131H178V136L177 137H179V138H182V140H181V142H183V145H186L187 143H188V138L186 139L185 137H184V135L183 134H181L180 133ZM78 133V132H77ZM86 133V132H85ZM92 133V132H91ZM91 133H90V135H91ZM112 133H113V130H112ZM129 133V132H128ZM131 133H133V132H131ZM143 133V132H142ZM145 133V132H144ZM7 134V133H6ZM11 134V133H10ZM50 134H53V133H50ZM55 134V133H54ZM80 134V133H79ZM87 134V133H86ZM115 134V133H114ZM117 134V133H116ZM115 134V135H116ZM167 134V133H166ZM8 135V134H7ZM38 135V134H37ZM94 135V134H93ZM130 135V134H129ZM128 135V136H129ZM134 135V134H133ZM203 135H205V138H204V136ZM251 135H253L254 137H252L251 138ZM18 136V135H17ZM118 136V135H117ZM124 136V135H123ZM167 136V135H166ZM6 137V136H5ZM31 137V136H30ZM79 137L81 138V136L79 135ZM111 137H113V135L111 136ZM121 137V136H120ZM130 137V136H129ZM2 138V137H1ZM0 138V139H1ZM10 138V137H9ZM83 138V137H82ZM95 138H96V136H95ZM117 138V137H116ZM131 138V137H130ZM27 139H29V138H27ZM79 139V138H78ZM135 139V138H134ZM34 140V139H33ZM90 140H93V139H90ZM240 141V145H239V147H238V150L237 151H233L234 149V146H232L233 144V141ZM5 141V140H4ZM27 141V140H26ZM83 141V140H82ZM81 141V142H82ZM88 141V140H87ZM108 141H109V139H108ZM131 141V140H130ZM58 142V141H57ZM110 142V141H109ZM108 142V143H109ZM94 143V142H93ZM1 144V143H0ZM79 144H81V143H79ZM95 144H97V143H95ZM111 144V143H110ZM123 144V143H122ZM113 145V144H112ZM74 146H75V143H74ZM78 146V145H77ZM77 146H75V147H77ZM87 146V145H86ZM93 146V145H92ZM95 146V145H94ZM101 146V145H100ZM99 146V147H100ZM103 146V145H102ZM188 146V145H187ZM84 147V146H83ZM78 148V147H77ZM127 148V147H126ZM98 149V148H97ZM100 150V149H99ZM125 150V149H124ZM127 150V149H126ZM4 151V150H3ZM128 151V150H127ZM58 152V151H57ZM100 152V151H99ZM50 153V152H49ZM102 153V152H101ZM238 153V154H237ZM89 154V153H88ZM126 154V153H125ZM205 154V155H206ZM234 154H237L236 156H234ZM90 155V154H89ZM103 155V154H102ZM79 156V155H78ZM121 156V155H120ZM126 156V155H125ZM122 157V156H121ZM128 157H131L132 158V155H131V153L130 152H128ZM210 157H211V161H210ZM17 158V157H16ZM205 158V159H204ZM81 159V158H80ZM87 159V158H86ZM117 159V158H116ZM124 159H125V157H124ZM224 159V161H221V160H223ZM126 160V159H125ZM219 160H220V162H219ZM79 161V160H78ZM116 161V160H115ZM122 161V160H121ZM100 162V161H99ZM111 162V161H110ZM120 162V157H119V161H118V163ZM100 164V163H99ZM129 163H127V165H128ZM102 165V164H101ZM18 166V165H17ZM122 166V165H121ZM130 166H131V164H130ZM129 166V167H130ZM98 167V166H97ZM109 167H110V165H109ZM118 167V166H117ZM126 167V166H125ZM102 168V167H101ZM100 168V169H101ZM106 168V167H105ZM163 168V169H162ZM79 169V168H78ZM86 168H84V170H85ZM94 169V168H93ZM93 169H92V172H93ZM99 169V170H100ZM120 169V168H119ZM155 169V170H154ZM17 170H19V167H18V169ZM80 171H81V169H79ZM90 170H91V168H90ZM107 170V169H106ZM142 170V169H141ZM97 171V170H96ZM95 171V172H96ZM91 172V171H90ZM90 172H88V173H90ZM97 172H99V171H97ZM108 172V171H107ZM124 172V171H123ZM81 173H83V172H81ZM136 173V172H135ZM138 173V172H137ZM120 174H121V170H120ZM91 175H92V173H91ZM107 175V174H106ZM136 175V174H135ZM138 175V174H137ZM254 175V176H253ZM100 176H102V174H100ZM127 176V175H126ZM130 176V175H129ZM85 177H86V175H85ZM103 177V176H102ZM81 178V177H80ZM95 178V177H94ZM114 178H115V176H114ZM124 178V177H123ZM206 178H209L210 180L209 181H206L205 179ZM87 179V178H86ZM116 179V178H115ZM129 179V178H128ZM252 179L253 180H255L256 181V183H258V184H261V187L260 188H258V189H252L253 191H255V192H253L252 190H251V188H253V184L251 185V182H252ZM90 180V179H89ZM88 180V181H89ZM123 180V179H122ZM79 181V180H78ZM81 181H83V180H81ZM85 181V180H84ZM126 181V180H125ZM72 182H73V180H72ZM90 182V181H89ZM102 182V181H101ZM118 182H120V181H118ZM117 182V183H118ZM124 182V181H123ZM78 183V182H77ZM82 183V182H81ZM116 182H114L113 184H111L110 185V187H109V189L108 190H111V189H113V188H116V190L118 191V190H120L119 189V187H122L121 185L118 187V184L116 185L115 184ZM236 184L235 186H236V188H233L232 187V185L233 184ZM88 184V183H87ZM89 184H91V183H89ZM121 184H123V183H121ZM85 185V184H84ZM97 185H98V183H97ZM125 185H127V182L125 183ZM209 185V186H208ZM79 186V185H78ZM70 187V186H69ZM87 187V186H86ZM256 187V186H255ZM82 188H83V186H82ZM206 188H208L207 190H206ZM100 189V188H99ZM106 189V188H105ZM217 189H220V190H222V192H217L218 190ZM245 189V190H244ZM80 190H81V188H80ZM115 190V191H116ZM79 191V190H78ZM85 190H83V192H84ZM101 191V190H100ZM100 191H98V192H100ZM105 191V190H104ZM112 192H113V190H112ZM111 192V193H112ZM128 191H124L121 195L123 196V197H119V201L120 202H124V201H126L127 200V195L129 194V193H127ZM88 194V193H87ZM86 194V195H87ZM112 194H114V193H112ZM91 195V194H90ZM89 195V196H90ZM111 195V194H110ZM119 194L118 193H116V196H118ZM91 197V196H90ZM89 197V199H91ZM109 197V196H108ZM106 195L104 196V201L106 202V204L107 203H110V201L112 202V200H111V197H110V199L108 198ZM83 199V198H82ZM87 200V199H86ZM115 200V199H114ZM90 201V200H89ZM92 201V200H91ZM127 201H132V202H134V201H137V199H133L131 196L130 197H128V200ZM231 202H234L235 204H236V212H238V211H242L244 214H245V220L243 221V223H242V225H240L239 227H237L236 228V223L235 222H233V220H232V223L231 224H228V227H231L229 230H227L226 229V222L225 221H222V220H218L217 219V214H216V208L215 207H217L218 206V204L220 205V204H222V206L221 207H223V205H226V204H230ZM128 203V202H127ZM89 204V203H88ZM91 204H93V203H91ZM100 204V203H99ZM115 204V203H114ZM126 204V203H125ZM183 205H184V203H182ZM79 205V204H78ZM111 205V204H110ZM172 206V207H171ZM180 206V205H179ZM87 207H89V206H87ZM110 207V206H109ZM117 207V206H116ZM130 207V206H129ZM103 208H104V206H103ZM138 208V207H137ZM136 208V209H137ZM140 208H141V205H140ZM176 208H178V207H176ZM86 209V208H85ZM90 209H92V208H90ZM119 209V208H118ZM175 209V208H174ZM179 209V208H178ZM184 209H185V207H184ZM206 209H207V211H206ZM129 210V209H128ZM137 210H139V209H137ZM137 210H135L136 211V214H137ZM141 210H139V212L141 211ZM182 210V209H181ZM219 210H220V208H219ZM224 210H226V209H224ZM75 211H77V210H75ZM91 211H93V209L91 210ZM115 211H118V210H115ZM126 211H127V209H126ZM125 211V212H126ZM162 211V212H163ZM208 211H209V213H208ZM127 212H129V211H127ZM126 212V213H127ZM157 212V213H158ZM79 213V212H78ZM88 213H91V212H88ZM100 213V212H99ZM123 213V212H122ZM231 213V212H230ZM92 214V213H91ZM96 214H98V212L96 213ZM118 214H120V213H118ZM125 213H123L122 215H123V217L126 215H124ZM240 214V213H239ZM242 215V214H241ZM106 216H108L107 214H106ZM133 216H135V215H133ZM133 216H132V218H133ZM231 216H232V214H231ZM240 216V215H239ZM126 217H127V215H126ZM129 217V216H128ZM159 217V216H158ZM158 217H157V219H158ZM219 217V216H218ZM221 217V216H220ZM234 217V216H233ZM241 217V216H240ZM63 218V217H62ZM110 218V217H109ZM125 218V217H124ZM130 218V217H129ZM228 218V217H227ZM239 218V217H238ZM243 218V217H242ZM66 219V218H65ZM122 219V218H121ZM153 219V218H152ZM230 219V218H229ZM124 220V219H123ZM263 220H264V218H263ZM107 221H109V220H107ZM121 221V220H120ZM126 221V220H125ZM128 221V220H127ZM236 221H237V219H236ZM110 222V221H109ZM119 222V221H118ZM156 222H158V221H156ZM174 222H176V221H174ZM113 223V222H112ZM262 223H263V221H262ZM118 224H120L121 225V222L120 223H118ZM123 224V223H122ZM127 224H129V223H127ZM127 224H126V226H127ZM150 224V223H149ZM176 224L177 225H179L177 222H176ZM183 225H184V223H182ZM131 225H133V224H131ZM141 225V224H140ZM260 225V224H259ZM66 226V225H65ZM64 226V227H65ZM102 226V225H101ZM100 226V227H101ZM105 226H109V223L108 224H105ZM114 226H117L118 227V225H114ZM114 226H111V227H114ZM137 226V225H136ZM139 226V225H138ZM138 226H137V228H138ZM143 226V225H142ZM152 226V225H151ZM158 226V225H157ZM217 226V225H216ZM261 226V225H260ZM154 227V226H153ZM94 228V227H93ZM96 228V227H95ZM125 228V227H124ZM131 228V226H127L126 227V229H130ZM133 228H134V226H133ZM144 228V227H143ZM92 229V228H91ZM104 229V228H103ZM118 229V228H117ZM120 229V228H119ZM122 229V228H121ZM140 229V228H139ZM194 229V230H193ZM135 230V229H134ZM138 230V229H137ZM91 231V230H90ZM104 232V230H102V229H100L99 230V232ZM106 231V230H105ZM117 231V230H116ZM121 231V230H120ZM124 231V230H123ZM129 232H130V230H129ZM95 233H97V232H95ZM109 233H111V232H109ZM124 233V232H123ZM128 233V232H127ZM133 233V232H132ZM136 233V232H135ZM153 233H157V231L155 230ZM257 233V232H256ZM82 234V233H81ZM88 234V233H87ZM105 234H108V232L107 233H105ZM112 234V233H111ZM214 234V233H213ZM62 235V234H61ZM131 235V234H130ZM142 235V234H141ZM196 236H198L199 234H195ZM255 235V234H254ZM257 235V234H256ZM59 236V235H58ZM116 239L117 238H120L119 237V234L117 235L116 234ZM123 236V235H122ZM143 236V235H142ZM141 236V237H142ZM152 236V235H151ZM61 237V236H60ZM75 237V236H74ZM83 237V236H82ZM134 237H135V235H134ZM140 237V236H139ZM138 237V238H139ZM140 237V238H141ZM144 237L146 238V236L144 235ZM92 238V237H91ZM93 238H94V235H93ZM110 238V237H109ZM130 238V237H129ZM264 230L259 234V235H257L256 236V239H257V242L259 243V245L261 246V247H259V251L257 250V248H256V246H255V243H252L251 244V246H248L247 248H249V252H250V255H249V257H250V262H246L245 264H252L253 263V261H254V263L253 264H255V259H257L258 261H261V264H264ZM90 239V238H89ZM116 239H109L108 240V236H106V235H99V237H98V242H96L95 244H96V248L97 249H99V250H96V252L94 253V255H97L98 254V257H99V253H102V252H104V251H107V248L109 247H111V244H113V243H115V240ZM135 239V238H134ZM150 239L151 238H149V241H150ZM154 239V238H153ZM261 239V240H260ZM13 240V239H12ZM119 240V239H118ZM136 240V239H135ZM146 240V239H145ZM152 240V239H151ZM191 240V239H190ZM91 241V240H90ZM123 241V240H122ZM125 241H127V240H125ZM187 241V240H186ZM133 242V241H132ZM151 242V241H150ZM69 243V242H68ZM92 243V242H91ZM117 243V242H116ZM122 243H124V242H122ZM121 243V244H122ZM143 243H144V241H143ZM142 243V244H143ZM147 243V242H146ZM167 243V242H166ZM196 243H201V241L200 242H197V241H189V244H196ZM67 244V243H66ZM65 244V245H66ZM127 244V243H126ZM141 244V245H142ZM152 244V243H151ZM72 245V244H71ZM119 245V244H118ZM124 245V244H123ZM67 246V245H66ZM126 246V245H125ZM149 246V245H148ZM153 246V245H152ZM15 247H17V245L15 246ZM65 247V246H64ZM68 247V246H67ZM66 247V248H67ZM69 247H70V245H69ZM69 247H68V249H69ZM197 247V246H196ZM72 248H73V246H72ZM115 248V247H114ZM127 248V247H126ZM129 248V247H128ZM127 248V249H128ZM135 248V247H134ZM133 248V249H134ZM144 248V247H143ZM149 248V247H148ZM158 248V247H157ZM157 248H155V249H157ZM199 248V247H198ZM197 248V249H198ZM263 250H262V249ZM126 249V250H127ZM139 249V248H138ZM159 249V248H158ZM15 250H16V248H15ZM67 250V249H66ZM121 250V249H120ZM123 250V249H122ZM143 250H145V249H143ZM171 250H172V248H171ZM109 251V250H108ZM137 251V250H136ZM161 251V250H160ZM200 251V250H199ZM236 251V250H235ZM6 252V251H5ZM69 252H71L70 250H69ZM110 252V251H109ZM116 252H117V250H116ZM146 252H147V248H146ZM157 252H159V251H157ZM242 252H244V251H242ZM23 252L21 251V249H19V250H17V251H13L12 252V254H10L9 255V257H5L4 256V254H3V251L0 249V264H24L23 262L25 261L24 259H25V256H24V254H22ZM45 253V252H44ZM48 253V252H47ZM51 253V252H50ZM129 253V252H128ZM131 253V252H130ZM176 253V252H175ZM188 254V253H187ZM46 255V254H45ZM117 255V254H116ZM129 255V254H128ZM138 255V254H137ZM177 255V254H176ZM200 255V254H199ZM210 255V254H209ZM91 256H93V255H91ZM159 256H160V254H159ZM185 256V255H184ZM189 256V255H188ZM188 256H187V258H188ZM126 257H128V256H126ZM158 257V256H157ZM179 257V256H178ZM51 258V257H50ZM109 258V256L107 257V259ZM132 258H134L133 256H132ZM131 258V259H132ZM190 258V257H189ZM63 259V258H62ZM94 259H95V257H94ZM96 259H98L97 257H96ZM232 259V258H231ZM47 261H48V259H46ZM100 260H101V257H100ZM184 260V259H183ZM191 260V259H190ZM213 260V259H212ZM256 260V261H257ZM36 261V260H35ZM35 261H33V262H35ZM65 262H66V260H64ZM68 261V260H67ZM96 261V260H95ZM108 261V260H107ZM115 261V260H114ZM51 262V261H50ZM54 262H55V260H54ZM89 262H91V261H89ZM89 262H87V263H89ZM102 262V261H101ZM100 262V263H101ZM190 262V261H189ZM53 263V262H52ZM92 263H93V261H92ZM99 263V262H98ZM108 263H110V262H108ZM113 263V262H112ZM176 263V262H175ZM233 263L234 264H239L238 263V260H235V261H233ZM27 264H28V262H27ZM32 264V263H31ZM60 264V263H59ZM67 264V263H66ZM86 264V263H85ZM103 264V263H102ZM193 264V263H192ZM242 264V263H241Z\"/></svg>",
  "mask_w": 264,
  "mask_h": 264
},
{
  "label": "water",
  "instance_id": "3",
  "mask_svg": "<svg viewBox=\"0 0 264 264\" xmlns=\"http://www.w3.org/2000/svg\"><path fill=\"white\" fill-rule=\"evenodd\" d=\"M145 1H146V3H147L148 5H154V3H149V2H147V0H145ZM83 66H84V63H83V62L76 63V64L71 68V71H72V72H77V71H79L80 69H82ZM263 239H264V238H263Z\"/></svg>",
  "mask_w": 264,
  "mask_h": 264
},
{
  "label": "snow or ice",
  "instance_id": "4",
  "mask_svg": "<svg viewBox=\"0 0 264 264\" xmlns=\"http://www.w3.org/2000/svg\"><path fill=\"white\" fill-rule=\"evenodd\" d=\"M147 2H149V3H154L155 0H147Z\"/></svg>",
  "mask_w": 264,
  "mask_h": 264
}]
</instances>
